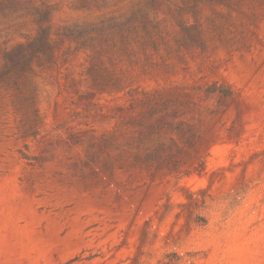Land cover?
Segmentation results:
<instances>
[{"label":"rangeland","instance_id":"rangeland-1","mask_svg":"<svg viewBox=\"0 0 264 264\" xmlns=\"http://www.w3.org/2000/svg\"><path fill=\"white\" fill-rule=\"evenodd\" d=\"M0 264H264V0H0Z\"/></svg>","mask_w":264,"mask_h":264}]
</instances>
